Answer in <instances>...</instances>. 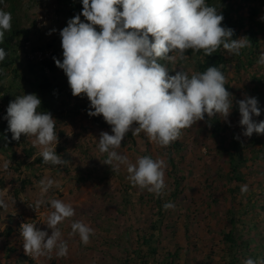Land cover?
<instances>
[{
    "label": "rangeland",
    "instance_id": "374dc122",
    "mask_svg": "<svg viewBox=\"0 0 264 264\" xmlns=\"http://www.w3.org/2000/svg\"><path fill=\"white\" fill-rule=\"evenodd\" d=\"M228 1L233 10L231 18L225 21L226 27L234 28L236 38L246 36L250 28L247 19L242 26H236V20L246 18L251 6L257 7L255 20L262 26L255 28L259 30L260 44L252 66L247 59L241 61L238 55L228 54L231 62L225 73L226 88L233 96V108L227 120L217 116L222 124L221 133L213 128V118L205 114L204 120L183 129L176 140L182 146L171 152L176 173L181 177L180 188H176L169 175L168 146L151 141L142 131L133 135L136 151L131 150L127 136L116 149L133 163L144 154L163 159L166 202L171 201L175 207L162 210L156 203V194L141 190L128 180L124 165L116 170L103 163L107 154L99 151L98 140L102 131L111 134V128L94 123L86 111L89 100L85 96L83 105L72 114L66 110L65 121L58 122L55 128L58 135L55 151L66 164L40 161L43 160L41 148L33 146L31 136L21 134V144L8 148L0 142V166L4 160L11 161L7 170L0 167V189L9 190L6 192L8 206L0 208V264H230L234 256L238 257L237 264H244L248 257L258 262L264 260V134L243 135L237 104L246 95L254 97L257 79L264 77V65L257 63L258 54L264 51V0L246 4L241 0ZM206 2L222 15L227 14L220 0ZM78 3L82 4V0H16L5 5L9 12L14 7L12 20H17L21 28L27 30V35L21 37L14 48L13 65L7 68L0 64L3 70L0 95L8 96L2 98L3 104H0V141L7 139L6 109L15 96L35 93L40 97L41 89L33 84L49 81L54 88L68 81L56 63L54 70L45 68L43 71L39 65L33 71L21 43L27 39L34 49L50 48L62 61L60 30L73 18L70 10ZM77 14L85 21L82 9H78ZM41 17L45 23L38 22ZM52 29L56 31L49 34ZM185 57L175 62L165 60L163 64L170 74L178 70L189 75L198 72V57L186 53ZM258 89L263 100L260 116H253L257 122L264 120V84ZM70 108L73 103L67 109ZM136 126L134 123L132 127ZM233 136L242 141L245 161L237 172L242 180L233 179L231 174L227 150ZM28 151H33L31 157ZM46 176L59 181V185L44 195L45 201L59 198L75 209L73 217L57 226L68 241L69 252L65 257L53 253L50 257L30 256L33 262L21 261L20 255L26 252L15 216H28L27 205H34L35 200L41 198L38 181ZM245 184L248 191L241 193ZM38 209L40 229L50 235L51 229L46 225L50 205L46 202ZM74 220H83L94 229L88 244L81 243L78 235H69ZM232 230L238 241L235 248L224 240V235Z\"/></svg>",
    "mask_w": 264,
    "mask_h": 264
},
{
    "label": "clouds",
    "instance_id": "9594fccd",
    "mask_svg": "<svg viewBox=\"0 0 264 264\" xmlns=\"http://www.w3.org/2000/svg\"><path fill=\"white\" fill-rule=\"evenodd\" d=\"M82 5L85 21L81 14L68 20L60 30L63 59H53L66 74L72 95H85L90 101L88 115H102L111 126V134L102 131L98 140L99 151L107 154L103 163L116 170L124 165L134 186L159 197L167 187L164 160L141 155L131 162L116 151L126 134L143 131L151 141L166 147L181 136L183 129L204 120L205 114L227 120L233 108L226 77L217 66L191 75L183 70L170 74L160 60L185 59L188 49L203 50L210 56L221 46L229 55H239L250 40L246 36L233 39L234 30L222 26L223 15L206 0H82ZM11 20V13L0 8V42L11 29ZM6 55L0 47V61ZM257 63L264 65V51L258 54ZM237 104L243 135L264 134V120L253 119L261 114L257 98L246 95ZM40 106L41 99L35 93L15 96L6 109L8 131L17 141L21 134L33 137L32 144L40 146L46 164H66L55 151L57 120ZM134 123L137 126L133 128ZM10 163L4 160L0 167L7 170ZM38 184L41 198L31 207L38 209L46 202L50 205L46 225L51 234L38 228L35 221L23 222L24 250L33 257L53 253L65 257L68 241L57 226L73 217L75 209L62 199L43 198L59 181L46 176ZM8 191L0 189V208L8 206ZM247 191L245 184L241 193ZM174 207L171 201L163 204L164 209ZM93 234L94 229L83 220L72 221L69 235H78L81 243L88 244ZM244 264H264V260L248 257Z\"/></svg>",
    "mask_w": 264,
    "mask_h": 264
},
{
    "label": "trees",
    "instance_id": "16d2710c",
    "mask_svg": "<svg viewBox=\"0 0 264 264\" xmlns=\"http://www.w3.org/2000/svg\"><path fill=\"white\" fill-rule=\"evenodd\" d=\"M14 1L16 0H0V8H3L5 11H8L5 5L9 2L12 3ZM241 1H245V4H246V3L253 2L254 0H241ZM220 5L226 6L225 9L228 10L227 14L223 15L224 19L222 21V26H227L228 23H226L225 21L231 18V12L233 8L231 7L230 1L227 2V0H220ZM82 7L83 5L79 3L73 5V7L70 10L72 17H74L77 14L78 9H82ZM13 8L11 9L12 12L15 11V9ZM239 8L241 7L239 6ZM249 11L250 12L246 18H240L236 20V26H242L243 21L246 19L248 20L250 28L246 31V37L250 40V45L248 47L241 49L240 54L238 56L241 58V61L247 59L248 65L252 66L254 63V58L256 56V50L259 47L261 39L258 37L259 30L257 29V27L255 28V26H260V24L255 20V18L258 15V9L255 6H251ZM11 25H12L11 29L5 31L4 39L2 42H0V47L4 48V50L7 53L5 59L3 61H0V64L7 68H10L13 65L12 53L14 52V48L17 47V45L19 44V39L27 35V30L21 28V25L19 24L17 20H11ZM230 28L234 29L233 27H230ZM233 37L236 38L235 34ZM21 46H22V43H21ZM46 49L49 50L50 48L46 47ZM185 53L188 55H195L198 57L199 59L197 62L198 72H204L209 66H217L222 71V73L225 75L226 70L228 69V66H230V62H231L227 51H225V49H223L222 46L218 48L216 52H214L210 56H206L203 50L197 51L193 49H188L186 50ZM53 57H56L57 59H59L60 55L52 51V55L50 59H46L42 62H32L29 59L28 60L30 61L29 63L33 71H35L37 66L39 65L42 67L43 71L45 70V68H48L49 70H54L55 61ZM163 62H165V59L160 60V63L163 64ZM257 80H258L257 85L254 89L255 91L254 97L257 98L259 102V107H260L261 101L263 100V96L261 95V93L258 92L259 91L258 88L260 87V85L264 84V77L262 79H257ZM33 86L39 87L41 89V95L39 97L41 99L40 110L51 112L52 116L57 120L56 128L58 127V122L65 121L67 117L66 110H69L72 114V111L74 109H79L83 105L82 101L85 95L73 96L71 88L68 84V81L63 86L57 85L54 88L52 87L53 84L50 83L49 81L48 82L43 81L42 83H39V84H33ZM227 86H228V83L226 82V87ZM2 96L0 95L1 101H2V98L3 99L8 98V96H3V97ZM72 103H73V108L67 109L69 106H71ZM89 105H90V101L89 103H87L86 111H88ZM93 121L99 127L111 128V126L107 124V122L104 120L102 115L94 116ZM212 123H213V128L215 129V131L218 133H221L222 124L217 116L213 117ZM60 134L63 135L64 133L60 132ZM6 136H7V139L1 138V141H0V142L5 143L6 148L12 147L15 144H21V139L17 141L11 138V132L7 131ZM126 136L128 138V141L131 144L130 146L131 150L136 151V141L134 139V136L132 135V132L129 131L126 134ZM181 146L182 145L179 141H174L170 145H168L169 151H168L167 160L171 167L169 170V175L173 178L174 184L177 189L180 188L181 177H179V175L176 173V162H175V159L173 157V153L171 152V150L178 149ZM242 149H243L242 141L239 138L237 139L236 136H233L230 142V148L227 151L229 152V155H230V168H231L232 177L233 179H237V180H242V177L237 175L239 165L245 161V157H244ZM32 155H33V151H28V156L31 157ZM144 155H148V154H144ZM40 161H43V160L41 159ZM173 195L176 196V192L173 193ZM165 202H166L165 193H163L159 197L157 196L156 203L162 210L164 209L163 204ZM224 240L226 241V243H230L232 248L238 247V241L236 239V236L234 235L233 230L224 235ZM30 256L31 255L21 254L20 255L21 261L29 260L33 262ZM237 261H238V257L234 256L232 260L230 261V264H237Z\"/></svg>",
    "mask_w": 264,
    "mask_h": 264
},
{
    "label": "built area",
    "instance_id": "2783aa9c",
    "mask_svg": "<svg viewBox=\"0 0 264 264\" xmlns=\"http://www.w3.org/2000/svg\"><path fill=\"white\" fill-rule=\"evenodd\" d=\"M39 23H45V20L43 17H41L38 21ZM23 49L26 52V55L28 56V59L32 62H42L46 59H50L52 55V51L44 48H32L31 41L27 40L23 43ZM32 203L27 205L28 209V216H18L16 215L15 217L17 218V221L19 222L20 226L23 222H27L29 220L35 221L36 226L40 228V219H41V213L39 209H34Z\"/></svg>",
    "mask_w": 264,
    "mask_h": 264
}]
</instances>
